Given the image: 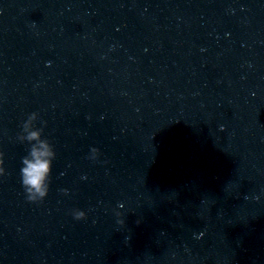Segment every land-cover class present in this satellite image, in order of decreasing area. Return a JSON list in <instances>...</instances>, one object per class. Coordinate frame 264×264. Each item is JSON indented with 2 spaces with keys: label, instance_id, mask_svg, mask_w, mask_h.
Wrapping results in <instances>:
<instances>
[{
  "label": "clouds",
  "instance_id": "9594fccd",
  "mask_svg": "<svg viewBox=\"0 0 264 264\" xmlns=\"http://www.w3.org/2000/svg\"><path fill=\"white\" fill-rule=\"evenodd\" d=\"M37 119V113L29 115L23 124L25 135L20 137L21 142H28L30 148L28 154L22 158L20 169L21 183L29 202H40L48 195L49 178L52 171L53 160L56 153L47 139L42 138L43 128L34 129L32 122ZM92 158L95 159L98 149L92 148ZM3 153H0V176L5 175ZM77 220L85 218L83 211H78L75 215ZM123 223V221H120Z\"/></svg>",
  "mask_w": 264,
  "mask_h": 264
}]
</instances>
